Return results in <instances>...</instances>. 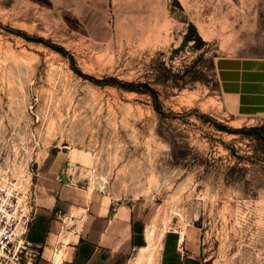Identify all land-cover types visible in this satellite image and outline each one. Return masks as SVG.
Segmentation results:
<instances>
[{"label":"rangeland","instance_id":"obj_1","mask_svg":"<svg viewBox=\"0 0 264 264\" xmlns=\"http://www.w3.org/2000/svg\"><path fill=\"white\" fill-rule=\"evenodd\" d=\"M54 161L144 246L194 226L206 264H264V0H0V179Z\"/></svg>","mask_w":264,"mask_h":264},{"label":"crops","instance_id":"obj_2","mask_svg":"<svg viewBox=\"0 0 264 264\" xmlns=\"http://www.w3.org/2000/svg\"><path fill=\"white\" fill-rule=\"evenodd\" d=\"M56 161L39 174L41 182L34 191L37 214L27 240L38 249L35 264H130L136 253L135 261L146 246L143 222L135 206L107 201L106 196L96 193L86 198L71 188L69 175L68 184L62 183L61 165ZM62 217L73 225L61 224ZM59 251L63 257L56 254L52 259L51 253ZM206 262L200 229L174 227L164 232L157 264Z\"/></svg>","mask_w":264,"mask_h":264},{"label":"built area","instance_id":"obj_3","mask_svg":"<svg viewBox=\"0 0 264 264\" xmlns=\"http://www.w3.org/2000/svg\"><path fill=\"white\" fill-rule=\"evenodd\" d=\"M60 176L67 177V174L62 170ZM36 214L37 206L31 191L0 179V264L36 263L38 249L27 240Z\"/></svg>","mask_w":264,"mask_h":264},{"label":"bare ground","instance_id":"obj_4","mask_svg":"<svg viewBox=\"0 0 264 264\" xmlns=\"http://www.w3.org/2000/svg\"><path fill=\"white\" fill-rule=\"evenodd\" d=\"M163 235H164V232H162L160 234V236L157 238L158 240H155L153 232H150V234H148V241H147L148 246H145L139 250L137 257H136L135 264H142L143 262L144 263L146 262V264L147 263L148 264H155L156 263V259H157L156 257L159 254V249L161 246V239H162Z\"/></svg>","mask_w":264,"mask_h":264},{"label":"water","instance_id":"obj_5","mask_svg":"<svg viewBox=\"0 0 264 264\" xmlns=\"http://www.w3.org/2000/svg\"><path fill=\"white\" fill-rule=\"evenodd\" d=\"M61 181L63 184L67 185L68 184V178L65 176H61Z\"/></svg>","mask_w":264,"mask_h":264},{"label":"trees","instance_id":"obj_6","mask_svg":"<svg viewBox=\"0 0 264 264\" xmlns=\"http://www.w3.org/2000/svg\"><path fill=\"white\" fill-rule=\"evenodd\" d=\"M250 132H251V133H254V131H253V130H251Z\"/></svg>","mask_w":264,"mask_h":264}]
</instances>
